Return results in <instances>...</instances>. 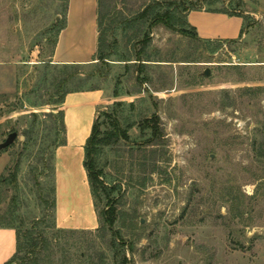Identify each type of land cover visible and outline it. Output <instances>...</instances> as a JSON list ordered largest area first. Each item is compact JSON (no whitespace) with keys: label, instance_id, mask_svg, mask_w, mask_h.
I'll list each match as a JSON object with an SVG mask.
<instances>
[{"label":"rangeland","instance_id":"obj_1","mask_svg":"<svg viewBox=\"0 0 264 264\" xmlns=\"http://www.w3.org/2000/svg\"><path fill=\"white\" fill-rule=\"evenodd\" d=\"M209 1L199 6L243 17L239 40L149 28L155 12L170 9L181 21L182 6L196 0H102L113 53L66 84L116 97L99 108L101 130L110 129L107 112L128 131L97 158L120 242L100 216L105 197L93 198L92 229L57 227L52 207L64 132L60 105L51 104L60 69L50 56L65 0H0V228L24 244L42 237L41 264H121L123 256L128 264H264V0ZM148 5L154 13L135 21Z\"/></svg>","mask_w":264,"mask_h":264},{"label":"crops","instance_id":"obj_2","mask_svg":"<svg viewBox=\"0 0 264 264\" xmlns=\"http://www.w3.org/2000/svg\"><path fill=\"white\" fill-rule=\"evenodd\" d=\"M98 0H66L65 20L57 35L50 62L55 65H90L95 63L98 45ZM187 24L203 42L239 40L244 19L225 10H192ZM105 100L102 89L66 94L56 111L63 113L65 143L54 154L55 219L63 229H92L97 225L87 173L83 166L84 146L89 138L99 108L113 103ZM16 252L15 232L0 228V264Z\"/></svg>","mask_w":264,"mask_h":264},{"label":"trees","instance_id":"obj_3","mask_svg":"<svg viewBox=\"0 0 264 264\" xmlns=\"http://www.w3.org/2000/svg\"><path fill=\"white\" fill-rule=\"evenodd\" d=\"M101 3L102 0H98V12H97L98 45H97L96 60L100 63L107 64L109 57L113 53V46L111 42H107L106 38H107V32L112 31L113 27L111 22L108 23V25H105V19H104L105 16L101 12ZM196 3L197 4L190 3L189 5L182 6V11L185 16L181 21L177 19L175 14L170 9H166L164 11H157L154 13L153 5H148L147 7H145V9L142 12H140L137 16H135L133 19L135 21H139L147 18L151 13H154V15L151 17V23L149 25L150 29L157 24H163L169 29L178 31L183 35L191 36L198 39L195 30L187 24L186 13L192 10L202 9V7L199 6V4L210 5L212 2H210L209 0H196ZM170 5L175 8L180 7V4H178L177 2H170ZM65 12H66V0H65L63 21L65 20ZM227 13L230 15H237L232 12H227ZM61 27H62V23L57 28V35ZM149 40H150V35L149 33H146L144 37L137 42L140 45V50L136 59L139 62V66L137 69L138 73H142L144 71V64L141 63L142 59L140 58V55L145 52ZM121 61H129V59H122ZM58 66L60 69V74H59L60 79L58 80L56 88L57 91L59 92V97L58 100L51 103L54 105L62 104L64 102V98L66 94L70 92L84 91V89L79 87L71 90L66 89V84L69 83V81L79 73L78 69L84 65H58ZM70 68L73 70L68 71V69ZM95 73L103 77L102 71L99 70L96 71ZM96 89H100V88L90 87L87 90H96ZM56 115H58V118L60 120L61 129L65 133L62 111L61 110L57 111ZM103 115L108 119L110 129L106 131H102L101 123L99 122V118L97 117V119L93 124L91 134L84 146L83 166L87 173L88 183L90 186L92 197L95 199L105 197L107 199L106 202L107 206L100 213V216L103 219V221L108 225L114 237L119 239L121 242L119 233L113 230V226L116 221L117 210L114 207L113 200L110 198V191L107 189V186L104 183L103 171L100 168H98L97 158L102 147L115 144L119 140L127 141L129 139V136L127 129L122 128L119 121L116 118H113L107 112H104ZM150 120L152 119L145 120V123H149ZM150 127L152 129V134L157 135L158 128L156 127V125H151ZM64 143H65V138H63L62 142L59 145H62ZM52 192L54 194V188H52ZM54 206H55V198H53L52 200V207L54 208ZM43 241L44 240L42 237L33 238L30 235L27 236L26 242L24 244L23 239L20 236V233H16V252L14 256L4 264H41L39 253L42 250V248H44ZM128 249H131L130 246H128ZM121 264H128V260L126 256H123Z\"/></svg>","mask_w":264,"mask_h":264},{"label":"water","instance_id":"obj_4","mask_svg":"<svg viewBox=\"0 0 264 264\" xmlns=\"http://www.w3.org/2000/svg\"><path fill=\"white\" fill-rule=\"evenodd\" d=\"M205 75H209V71L206 70ZM17 134L15 132L11 133L8 137V139L3 143L2 147H7L10 143L14 141L16 138Z\"/></svg>","mask_w":264,"mask_h":264}]
</instances>
